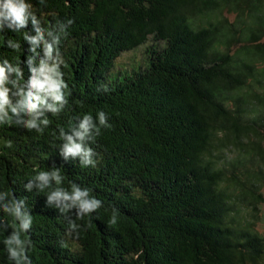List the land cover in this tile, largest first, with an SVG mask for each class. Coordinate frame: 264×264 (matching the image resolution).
I'll return each instance as SVG.
<instances>
[{
  "label": "trees",
  "instance_id": "trees-1",
  "mask_svg": "<svg viewBox=\"0 0 264 264\" xmlns=\"http://www.w3.org/2000/svg\"><path fill=\"white\" fill-rule=\"evenodd\" d=\"M31 3L45 26L73 21L60 45L65 109L42 133L0 126V193L26 197L31 264H264V0ZM23 36L0 34V60L19 63L21 82ZM99 111L111 127L86 141L96 167L65 160L60 128ZM53 166L102 206L61 214L48 189L24 190ZM17 231L0 210V264H15L5 241Z\"/></svg>",
  "mask_w": 264,
  "mask_h": 264
},
{
  "label": "clouds",
  "instance_id": "clouds-1",
  "mask_svg": "<svg viewBox=\"0 0 264 264\" xmlns=\"http://www.w3.org/2000/svg\"><path fill=\"white\" fill-rule=\"evenodd\" d=\"M37 2L44 4V0ZM72 23L68 19L66 22L57 21L51 26H45L42 18L36 15L31 0H0V34L5 30L14 33L23 31V39L29 45L28 51L31 53L24 61L29 75L23 82L19 63L0 60V126L14 124L42 133L50 124L48 114L58 116L65 109L68 104V84L61 71L65 60L60 45L62 39L68 36V27ZM20 46L19 41L7 40V47L13 51ZM102 87L107 90L106 85ZM108 121V114L99 111L95 117L85 113L77 118L74 125L70 124L67 131L61 127L60 156L65 160L79 157L81 167L91 164L95 168L97 159H92L95 150L86 141L95 142L102 128L111 127ZM4 145L10 148L12 142L5 140ZM63 180L61 168L53 166L51 170H37L36 175L23 188L26 192H32L34 188L39 192L48 189L45 205L57 209L61 214H68L75 209L76 215L83 217L102 206V201L92 194V189L76 183L65 188L62 186ZM7 195L12 196L8 202ZM25 200L26 197L16 198L14 193H0V210L19 222V231L13 232L5 241L9 246V259L15 264H21V260L23 264H31L30 258L24 255V242L20 239V232H27L33 221Z\"/></svg>",
  "mask_w": 264,
  "mask_h": 264
},
{
  "label": "rangeland",
  "instance_id": "rangeland-1",
  "mask_svg": "<svg viewBox=\"0 0 264 264\" xmlns=\"http://www.w3.org/2000/svg\"><path fill=\"white\" fill-rule=\"evenodd\" d=\"M262 193L264 194V188L262 189ZM262 211H263V215H264V204L262 206ZM259 230L264 233V221L259 223Z\"/></svg>",
  "mask_w": 264,
  "mask_h": 264
}]
</instances>
